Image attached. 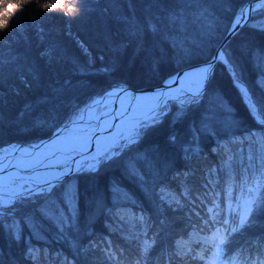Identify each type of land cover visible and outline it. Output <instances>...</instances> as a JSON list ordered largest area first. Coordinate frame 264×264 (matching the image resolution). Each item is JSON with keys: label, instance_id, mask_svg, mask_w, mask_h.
<instances>
[{"label": "trees", "instance_id": "trees-1", "mask_svg": "<svg viewBox=\"0 0 264 264\" xmlns=\"http://www.w3.org/2000/svg\"><path fill=\"white\" fill-rule=\"evenodd\" d=\"M246 1L248 0H205L219 17L220 23L215 32L205 37V41L210 43L203 51L193 48L192 54L186 55L161 36L148 32L146 28L143 47L137 51V38L128 36L126 25L118 19L121 15L130 18L135 16L143 24L145 17L149 15V6L151 13L163 15L162 9L174 7L175 0H159L158 5L153 4L152 0H93L84 5L86 10L80 16L74 17H68L60 10L45 11L36 0H32L29 7L35 8L39 15L35 23L25 17L26 39L18 38L16 32L9 33L5 37L7 44L0 45V49H3L7 57L10 46L21 54L20 63L26 57L35 66L39 82L26 87L19 79L20 74L12 70L14 65L4 67L3 78H0V149L8 143L34 141L49 135L54 130L52 122L48 120L50 112H56L57 123H60L72 108H81L96 94L99 95L116 82L129 83L134 87L155 84L182 66L208 58ZM73 2L78 3V0ZM8 10L12 9L8 7ZM252 10L238 34L231 36L222 46L230 51L236 66V78L246 85L254 101L264 102V29L250 23ZM263 13L264 10L256 14ZM38 28L43 29V41L39 38ZM121 41H126L127 47L119 52L113 51L111 45ZM50 43L58 47L57 56L51 62L40 56L41 50ZM81 45L91 54V61L82 51ZM100 55H103V61L99 59ZM113 63L115 71H101L104 66ZM230 69L232 68L222 63L216 64L200 104L191 107L175 124L173 119L179 106L169 102L162 122L148 128L139 142L119 158L102 164L97 172L74 171L62 179L56 188V197L61 204L65 191L74 197L69 200V207L78 210L80 230H70L65 239L47 221L40 224L41 231L36 235L31 234L29 226L22 224L23 236L29 238L31 245L38 250V253H34L37 255L35 262L24 259L25 240L22 239L17 244L0 226V264H135L140 256L138 242L126 239V236L132 229L133 213L139 215L140 210H143L150 224L149 240L156 234V243L148 251L145 264H162L166 259L169 264H216V259L210 255L215 251L213 244L191 242L190 252L180 256L176 254V242L180 236H187L191 227L202 234H212L214 228L210 229L203 224V219L208 216L207 208L211 205V199L219 193L220 207L227 212L225 193L229 185L241 186L243 169L248 167L250 155L257 170L259 167L258 141L264 136V123H257L258 118L250 114L249 106L243 100V93L233 82ZM27 78L31 82V77ZM56 90L58 94H54ZM44 97L48 98L47 103L43 102ZM220 100L227 106V111L217 106ZM29 104L32 109L21 116L25 106ZM209 110L214 117L212 123L216 133L200 134V153L188 159L182 145L191 139L189 126L195 122L199 127L202 115ZM41 118L48 122L37 125L35 121ZM229 118L236 121L232 127L224 124ZM173 132L178 134L176 144L168 141V136ZM250 133H255V136ZM233 135L238 139L243 137L244 143L224 144V147L230 149L227 155H235L229 175L228 170H221L226 158L224 147H220L218 152H214L213 148L218 141L227 142ZM138 152L148 158L147 162L137 161L146 178L144 183L135 176L128 175L125 170V161L134 158ZM213 168V183L207 184L205 173ZM186 172L189 173L187 178ZM113 183L119 185V197L113 191ZM165 189L167 192H164ZM185 189L187 195L184 194ZM162 194L169 201L179 199L182 207L173 210L168 202L162 204ZM17 207H20V211L16 215L22 217L31 212L35 205ZM108 209L113 211L109 213ZM117 209L120 214H117ZM230 222L238 223V219ZM256 237H264V211L256 214L255 223L251 227L232 236L231 241L225 245V254L235 253ZM90 241L95 243V248H90ZM109 241L111 252L115 254L112 258L105 252ZM199 245L201 255L205 257L203 260L197 252ZM247 246L251 248V245ZM84 248H89V251H83Z\"/></svg>", "mask_w": 264, "mask_h": 264}, {"label": "snow or ice", "instance_id": "snow-or-ice-1", "mask_svg": "<svg viewBox=\"0 0 264 264\" xmlns=\"http://www.w3.org/2000/svg\"><path fill=\"white\" fill-rule=\"evenodd\" d=\"M32 0H0V45L7 44L5 37L9 33H18V38H25L24 19L27 16L33 23L39 13L35 8L29 7ZM93 2V0H78V3H74L73 0H47V2L40 3L36 0L39 7L45 11H57L60 10L64 15L68 17L80 16L86 9L84 5L86 3ZM153 4L158 5L159 0H152ZM12 5V10H8V6ZM258 8L264 9V0H256ZM151 6H149V15L145 17L143 24L133 17L119 16L118 19L122 21L126 27L125 31L128 36L137 38V51L143 47V33L145 28L148 32L154 36H161L166 42L170 43L174 48L186 55H191L193 48L203 51L210 41L206 42L205 37L215 32L218 24L220 23L219 17L211 10V8L205 3V0H175L174 7L170 9H162L163 15L160 13H151ZM249 9L241 8V10L235 15L230 26L227 27L226 34L228 36H234L238 34L240 28L247 22ZM264 29V26H261ZM39 38L43 41V29H37ZM82 51L91 61V54L86 48L81 45ZM113 51L119 52L127 47L126 41H121L119 44L111 45ZM58 53V47L54 43H50L44 47L40 56L47 59L49 62L54 60ZM22 57L21 54L15 52L10 46L7 50V57L3 49H0V78H3V69L6 65H14L13 71L19 73V79L26 87H30L32 83L39 82V75L33 64L29 63L27 58H23V63H20ZM99 59L103 61V55L99 56ZM222 63L226 67L232 68V75L234 77V83H239L236 78V66L230 51L226 46H220L216 50V54L211 56L205 64L200 67L199 72L196 73V80L189 87H182L185 81L191 80L188 75L181 76L179 73L175 76H170L164 81V88L157 89L151 97H145L151 99L153 103L148 108L147 112L137 118L134 124L127 131H120L113 134L109 129L116 128L119 121L128 113L131 109V105L119 112L117 109H113L111 112L107 111L106 107L102 114H97L95 120L97 126L107 119H111L113 123L109 128H105L104 132L109 136H113L111 144L107 145L104 149L98 151L96 154L89 155L92 159L86 164H80L77 160L71 159L70 163L61 165H48V167L54 171H59L61 175H53L51 178H44L42 180L25 179L21 173H27L29 165L25 164H13L11 163V157H14L16 153L21 151L20 147L15 149L14 153L5 154L6 150L0 149V176L7 175L8 168L12 167L17 170L15 177L9 178V184L11 190L9 191L6 186L0 182V226L5 230V234L17 244L22 239L25 240L26 250L24 252L25 260L36 261L38 250L35 249L29 242V238L23 236L22 224L30 227L32 235H36L41 231L40 224L43 221H47L52 224L58 232L61 238L67 239V233L71 231L78 232L80 226L78 223V210L69 207V200L74 199L67 191L63 195V203L56 197V188L60 185L62 175L67 173L64 171L65 167L69 172L72 171H88L97 172L102 164L108 163L114 159L119 158L126 150H129L133 144H137L148 128L154 127L162 122L163 116L168 111L169 102L176 103L178 112L173 119V124L182 119L187 111L193 107L198 106L205 95V88L214 72L216 64ZM81 67V66H78ZM101 71L104 73H110L115 71V65L110 64L104 66ZM27 77H31V82ZM175 86V87H174ZM119 91L115 92L114 99L119 100L122 96L128 93V89L124 85H119ZM17 94H19L17 92ZM54 94H58V90L54 91ZM247 98L245 100L246 105L249 106L250 114H253L254 118H259L257 123H264V102L254 101L250 95H247V91L244 93ZM105 96H113L112 91L105 92ZM136 99L137 97H133ZM44 103H47L48 98H42ZM95 105L93 101L92 105H85L83 109L79 106L72 108L64 121L57 123L58 116L55 111L48 114V120L52 122L54 131L52 133V139L49 143L59 142L65 137L70 129H80L81 122L84 115L91 111ZM218 107L227 111V106L222 100L218 101ZM32 109V105H26L21 116L28 113ZM208 113L202 115L197 127L193 122L189 126L191 133V139L182 145V150L185 157L191 159L193 156H197L200 153L198 139L200 134H212L215 135L216 129L213 126V115ZM43 118L36 120L37 125H43L48 122ZM226 127H232L236 124V121L229 118L224 121ZM84 131L83 129H80ZM85 138L90 140L97 139L95 131L92 136L88 137L87 132H84ZM251 136H255V133H250ZM178 134L176 132L171 133L168 136L170 144L177 143ZM233 145L236 143L243 144L244 138H237L234 135L228 138L227 142H217V146L213 148L214 152H218L220 147H224V144ZM260 147L257 153V163L259 165L258 170L253 165V157H248L249 165L243 169L240 184L241 190L235 194L228 190L226 191V206L227 212H224L218 202L219 193L216 197L211 199V205L207 208L208 216L203 219V224L208 228H214L217 233V238L213 242L215 249L213 256L220 264H264V237H256L247 242V245H251L249 249L247 245L237 249L235 253L225 254V245H227L232 236L240 232L246 227H251L255 223V216L257 213L264 211V136L258 141ZM41 147H44L43 142H40L32 146L33 151H39ZM226 158L224 160V168L221 170H228L231 175L232 162L235 159V155L228 156V147H224ZM241 153L243 149L241 148ZM55 153H53V157ZM145 160L148 158L145 154L137 153L132 159L125 161V170L130 176H135L140 182H146V178L137 165V161ZM72 165H78L73 168ZM151 167V165H149ZM243 167V161H241ZM249 169H251V175H249ZM189 173H185V178ZM179 176V173L177 174ZM215 176V168L210 172L205 173L207 184L213 183V177ZM205 184V187H207ZM114 193L119 197L120 188L119 185L113 183L112 185ZM5 192H8L5 195ZM167 192V189L164 190ZM187 195V189L184 192ZM208 196H212L211 193H207ZM160 200L163 203L168 202L173 210L182 207L179 199L168 200L167 196L162 194ZM235 204V207H233ZM28 207L29 205H35V208L25 213L22 217H17L16 213L20 211V207ZM109 213L113 210L108 209ZM117 214H120L119 209L116 210ZM38 214V215H37ZM123 219V216L121 217ZM238 223H232L231 220H237ZM132 229L126 236L128 240H136L137 247L140 250V256L136 259L135 264H145L147 260V253L151 249L152 245L156 243V234H153L151 240L148 238V228L150 224L146 220L143 210H140L139 215L133 213L132 216ZM163 224L164 221H161ZM139 225V228H137ZM143 237V239H141ZM208 241L205 239V243ZM73 243H75L73 241ZM90 248H95L96 245L93 241L89 242ZM83 251H89V248H84ZM106 254H110L109 258L114 257V253L111 252V242L109 241V247L105 249ZM177 255L184 256L188 253L183 249V246L177 242ZM200 259H205L203 255Z\"/></svg>", "mask_w": 264, "mask_h": 264}, {"label": "bare ground", "instance_id": "bare-ground-1", "mask_svg": "<svg viewBox=\"0 0 264 264\" xmlns=\"http://www.w3.org/2000/svg\"><path fill=\"white\" fill-rule=\"evenodd\" d=\"M199 70L200 67L191 66V68L189 69L181 70L180 72H178L182 77L185 75L191 77V80L185 81L184 84L180 86L189 87L191 84H193L196 80V73L199 72ZM119 90L120 89L118 88L109 90L113 92V96L111 97L105 96L104 94L96 95V97H93L87 104H85L92 105L93 101L95 102V105L92 107L91 111L87 112L84 115L83 121L81 122L80 129H83L84 131L72 128L70 129L69 133L59 142L54 141L52 143H49V141L52 139L51 136L41 139L37 143H31L28 145L19 144L18 147L21 148V151L19 153H16L14 157H10L11 163H22L30 166L27 173H21L25 179L37 180L36 177H43L42 179L51 178L53 175H60L61 173L59 171H54L48 167H45L46 164L61 165L70 163L71 159H76L77 155H79L84 149L86 150L87 147L90 148L87 153L88 155L89 153L94 155L98 151L104 149L107 145L112 143L114 138L113 136H109L104 132V129L109 128L113 121L111 119L103 120L99 124V126H97L95 116L98 113L102 114L105 107L109 112H111L114 108L119 112H123L125 108L131 105V109L123 117V119L119 121L117 127L109 129L113 134L120 131H127L131 128L135 120L140 115L147 112L153 101L151 99H146L145 97H151L157 89H144L142 91H138V93H135L134 95H131L129 98H127V94H125L119 100H116L114 99V95L115 92H118ZM133 97L137 98L134 99ZM117 102H119V105L117 104ZM85 131L87 132L88 137H91L93 131H95L97 139L90 140L88 138H85ZM40 142H43L44 147H41L39 151H33L32 146ZM53 153H55L54 157ZM66 169L67 167H65L64 171ZM10 173L14 175L11 176ZM16 175L17 170L15 168L9 167L7 175L0 176V182H2L10 191L11 185L8 183L9 178L15 177ZM7 194L8 192H5V195Z\"/></svg>", "mask_w": 264, "mask_h": 264}, {"label": "water", "instance_id": "water-1", "mask_svg": "<svg viewBox=\"0 0 264 264\" xmlns=\"http://www.w3.org/2000/svg\"><path fill=\"white\" fill-rule=\"evenodd\" d=\"M256 3V0H248L246 1L241 8H248L249 11L252 9V5H254ZM231 36H228L226 33H224L222 36H221V39L219 41V43L215 46L211 56L215 55L216 54V50L217 48H219L220 46H222L224 43H226V41L230 38ZM209 56L208 58L206 59H203L201 61H196V62H191L189 65H185V66H182L180 67L179 69H177L176 71H174L173 73L170 74V76H175L176 74H178V72H180L181 70H185V69H189L192 67H201L203 64L206 63V61L211 57ZM169 76V77H170ZM169 77L167 78H164L163 80L159 81L158 83H155V84H149V85H141V86H138V87H134L132 85H130L129 83H124V82H116L115 84L111 85V86H108L106 87V90H104L101 94H105V92H108L109 90L111 89H119V85H124L127 87L128 89V93L127 94V98H129L131 95H134L135 93H138V91H142L144 89H149V88H156V89H159L161 87H164V81L167 80ZM240 90L242 91L243 95H244V100H246L247 96L244 94L245 93V90L247 91L246 89V86L239 81V83H237ZM247 95H249V93L247 92ZM117 104L119 105V102H117ZM145 114V113H144ZM144 114L140 115L139 117L143 116ZM138 117V118H139ZM54 131V130H53ZM53 131L50 133V135H47V136H44V138L46 137H51L52 136V133ZM44 138H40L38 140H34V141H17L15 142L10 148L6 149V152L5 154H11V153H14L15 152V149L18 147L19 144H31V143H37L39 142L41 139H44ZM90 148L87 147L86 150L84 149L79 155H77L76 159L78 162H80L81 160L85 159V158H88V150ZM11 157V156H10ZM78 165H72L73 168H76ZM65 172L67 173L66 175H62V179L67 177V175H69L70 173L74 172H69L68 171V168L65 170ZM11 176H13L14 174H11ZM59 175V174H58ZM61 175V174H60ZM39 180L42 179L43 177H38ZM11 187V186H10Z\"/></svg>", "mask_w": 264, "mask_h": 264}, {"label": "rangeland", "instance_id": "rangeland-1", "mask_svg": "<svg viewBox=\"0 0 264 264\" xmlns=\"http://www.w3.org/2000/svg\"><path fill=\"white\" fill-rule=\"evenodd\" d=\"M10 9H12V5H9L8 6ZM252 9H255V10H252V13L250 14V23L253 25H256V26H258V27H261V26H264V13H263V15H257L256 13H261V12H263V10L264 9H261V8H258L257 7V5H256V3L254 4V5H252V7H251ZM234 19V18H233ZM262 28V27H261ZM232 69H230V72H231V74H232ZM233 82H234V78H233ZM241 82V81H240ZM243 83V82H242ZM243 100H244V95H243ZM245 101V100H244ZM14 142H12V143H8V144H5V145H3L2 146V150H6V149H8V148H10L11 146H12V144H13ZM92 159V156H89L88 158H85V159H83V160H81L79 163L80 164H84V165H86L90 160ZM36 179L37 180H39V178L38 177H36ZM64 179V178H63ZM62 180V179H61ZM241 187L242 186H239V187H234V186H232V185H229V187H228V189H227V191L228 190H231V191H234V190H236V189H241ZM240 191V190H239ZM239 191L238 190H236V191H234L233 193H234V195L235 194H237V193H239ZM233 207H235V204H233ZM225 208H227V206L225 205ZM188 233H189V235H188V239L187 238H184L183 236H180V238H178L177 239V242H179V244L180 245H182L183 246V249L187 252V253H189L190 252V249L192 248L189 244H190V241H193V242H195V241H199V244H202L205 240H204V236L203 235H201V238H196L195 236L198 234L196 231H195V228L194 227H191L190 229H188V231H187ZM214 234H209L208 235V238H207V236H206V238L208 239L207 241H209L208 242V244H213V242H214V240L217 238V233L216 232H213ZM206 235V234H205ZM203 236V237H202ZM177 242H176V246H177ZM177 248V247H176ZM197 252L199 253L198 255H201V247H200V245H199V247L197 248ZM213 253L214 252H211L210 253V255H212L213 256ZM215 263H216V260H215ZM162 264H165L164 262L162 263ZM217 264H220V262H217Z\"/></svg>", "mask_w": 264, "mask_h": 264}]
</instances>
